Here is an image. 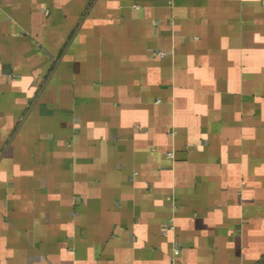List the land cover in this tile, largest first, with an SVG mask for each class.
<instances>
[{"label":"crops","instance_id":"1","mask_svg":"<svg viewBox=\"0 0 264 264\" xmlns=\"http://www.w3.org/2000/svg\"><path fill=\"white\" fill-rule=\"evenodd\" d=\"M0 264H264V0H0Z\"/></svg>","mask_w":264,"mask_h":264},{"label":"built area","instance_id":"2","mask_svg":"<svg viewBox=\"0 0 264 264\" xmlns=\"http://www.w3.org/2000/svg\"><path fill=\"white\" fill-rule=\"evenodd\" d=\"M168 157L172 158V154L169 153ZM172 232H174V219L173 218L169 219L164 233H165V235H167V234L172 233Z\"/></svg>","mask_w":264,"mask_h":264}]
</instances>
